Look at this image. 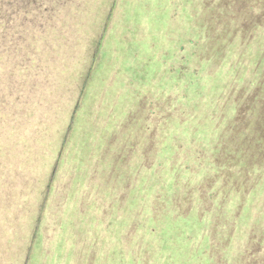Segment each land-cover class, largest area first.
I'll list each match as a JSON object with an SVG mask.
<instances>
[{
	"label": "rangeland",
	"instance_id": "obj_1",
	"mask_svg": "<svg viewBox=\"0 0 264 264\" xmlns=\"http://www.w3.org/2000/svg\"><path fill=\"white\" fill-rule=\"evenodd\" d=\"M235 4L116 0L69 154L49 163L54 192L39 210L34 254H25L29 231L15 245L0 232L5 264H264V137L255 134L264 133L263 87L254 98L264 34L250 44L240 35L231 49L242 18ZM241 111L244 137L233 124ZM212 160L229 162L212 172ZM209 173L225 183L197 190ZM260 174L258 196L243 179L239 197L226 179ZM236 206L244 214L230 227Z\"/></svg>",
	"mask_w": 264,
	"mask_h": 264
},
{
	"label": "trees",
	"instance_id": "obj_2",
	"mask_svg": "<svg viewBox=\"0 0 264 264\" xmlns=\"http://www.w3.org/2000/svg\"><path fill=\"white\" fill-rule=\"evenodd\" d=\"M221 2L225 7L231 2L236 3L242 14V18L234 25L237 38L229 40L230 43L236 41L231 49L238 47L240 35V42L246 44L255 42L259 30L264 34V0ZM104 3L106 0H0V208L5 212L11 211L8 216L0 210V232H10L12 238L8 244L15 245L22 236L21 232L29 231L32 247L25 249L28 259L34 254L36 241L41 235L39 225L36 228L38 221H41L39 210L44 211L48 207L52 200L51 193L53 195L54 192L53 179H49V171L53 169L49 168V163L52 162L53 165L55 161L63 164L66 158L68 148L76 136L78 111L83 106L91 85L89 78L95 69L93 65L107 38L109 21H112L113 16L112 13L110 17V13L116 0H109V6H106L108 9ZM92 45L94 49L91 50ZM232 59H228L230 65ZM254 85L258 88L254 91V98L257 99L260 97V87L264 90V79ZM167 98L164 96L162 99L169 102L170 99L168 96ZM235 102L240 104V100ZM245 109L248 110L246 105ZM243 115V111L240 115L237 113V120H233V124L244 137L245 131L238 124ZM177 117L184 119L183 116ZM262 123L263 120L257 125L264 130ZM255 134L264 137V133ZM257 142H261L264 148L263 138H258ZM261 153L264 157V151ZM227 158L232 161L235 155ZM212 161V172L216 169L215 165L229 162ZM174 164L175 159L170 165ZM247 166L239 169L240 172L245 174V170L249 168ZM187 167L186 171L189 170ZM213 176V173L202 176L205 180L197 190L202 191L203 186L207 190L213 189V183L218 181L217 190L220 183H225V180H218ZM247 177L249 175H241L234 182L227 177V181L232 183L227 184L240 197L242 191L239 187L244 185L246 188L243 182L245 179L246 183H250L248 187L254 189L250 193L258 196V192L262 190L261 174L258 178ZM64 195L66 194L58 199L59 202L64 203ZM36 200L38 203L34 205ZM207 206L204 203L203 208L198 207L199 216L200 210L207 209ZM244 210L239 206L234 208L230 227L240 213L243 216ZM229 211L227 208L226 214ZM186 212L184 211V215ZM155 213L153 211V215ZM180 213L183 215V211ZM226 214L224 216L229 217ZM221 217L219 212L217 219ZM252 234L253 231L248 233L246 239L255 240ZM12 253L15 255V251ZM6 261L9 259L4 253L0 262L5 264Z\"/></svg>",
	"mask_w": 264,
	"mask_h": 264
}]
</instances>
